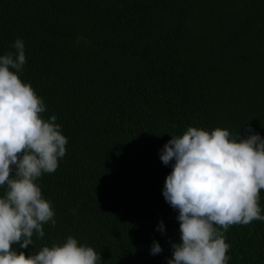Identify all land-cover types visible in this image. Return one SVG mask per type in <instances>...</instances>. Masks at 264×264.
<instances>
[{
  "label": "trees",
  "instance_id": "1",
  "mask_svg": "<svg viewBox=\"0 0 264 264\" xmlns=\"http://www.w3.org/2000/svg\"><path fill=\"white\" fill-rule=\"evenodd\" d=\"M17 38L20 78L68 144L37 181L55 226L14 247L30 255L71 235L102 264H167L180 239L162 195L171 135L192 126L246 137L251 126L264 138V0H0V55ZM259 204L264 215V189ZM225 236L228 264H264V221Z\"/></svg>",
  "mask_w": 264,
  "mask_h": 264
},
{
  "label": "clouds",
  "instance_id": "2",
  "mask_svg": "<svg viewBox=\"0 0 264 264\" xmlns=\"http://www.w3.org/2000/svg\"><path fill=\"white\" fill-rule=\"evenodd\" d=\"M12 47L15 52L0 55V264H102L100 253L71 235L30 255L14 247L34 246L33 235L44 237V224L55 226L52 203L37 181L57 170L68 139L55 115L43 118V99L20 78L27 62L23 40ZM245 131L246 137L189 126L161 150L164 165L174 161L162 195L178 211L180 234L167 264H228V229L264 221V138L251 126ZM157 230L164 233L163 221ZM162 251L153 241L150 254Z\"/></svg>",
  "mask_w": 264,
  "mask_h": 264
}]
</instances>
